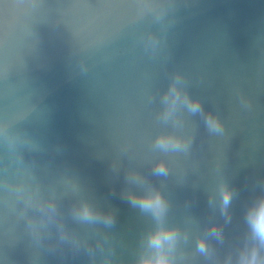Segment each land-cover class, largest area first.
<instances>
[{
    "label": "water",
    "instance_id": "obj_1",
    "mask_svg": "<svg viewBox=\"0 0 264 264\" xmlns=\"http://www.w3.org/2000/svg\"><path fill=\"white\" fill-rule=\"evenodd\" d=\"M262 200L264 0H0V264H141L161 228L264 264Z\"/></svg>",
    "mask_w": 264,
    "mask_h": 264
},
{
    "label": "clouds",
    "instance_id": "obj_2",
    "mask_svg": "<svg viewBox=\"0 0 264 264\" xmlns=\"http://www.w3.org/2000/svg\"><path fill=\"white\" fill-rule=\"evenodd\" d=\"M193 110L195 111L198 108V105H192ZM212 126H216L215 121L210 120ZM160 171H164L163 166L161 165ZM231 193L228 190L223 191V205L225 208L230 203ZM140 205L145 209H152L157 215H160L165 208V203L159 193L154 195L145 196L141 198ZM250 220L253 226L255 234L260 238L261 241H264V200L260 201L257 207H255L250 213ZM175 238V232L171 229L161 228L156 231L151 236V245L158 250V254L154 259H145L141 264H172V262L164 255L162 248L166 242H171ZM200 249L203 251L205 249V243L203 240L199 244ZM244 264H256L255 258L252 260L245 261Z\"/></svg>",
    "mask_w": 264,
    "mask_h": 264
}]
</instances>
